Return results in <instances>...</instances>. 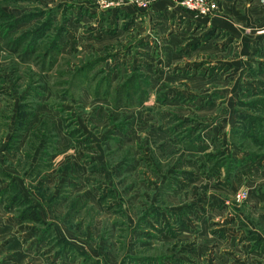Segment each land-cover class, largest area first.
I'll use <instances>...</instances> for the list:
<instances>
[{"label":"rangeland","instance_id":"1","mask_svg":"<svg viewBox=\"0 0 264 264\" xmlns=\"http://www.w3.org/2000/svg\"><path fill=\"white\" fill-rule=\"evenodd\" d=\"M0 0V264H264V0Z\"/></svg>","mask_w":264,"mask_h":264},{"label":"built area","instance_id":"2","mask_svg":"<svg viewBox=\"0 0 264 264\" xmlns=\"http://www.w3.org/2000/svg\"><path fill=\"white\" fill-rule=\"evenodd\" d=\"M184 7L203 17H209L218 10L217 0H184Z\"/></svg>","mask_w":264,"mask_h":264}]
</instances>
